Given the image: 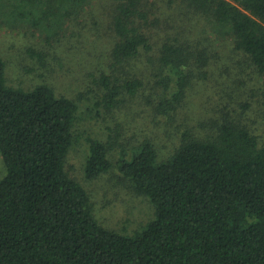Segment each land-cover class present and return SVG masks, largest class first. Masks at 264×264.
<instances>
[{
    "label": "trees",
    "instance_id": "1",
    "mask_svg": "<svg viewBox=\"0 0 264 264\" xmlns=\"http://www.w3.org/2000/svg\"><path fill=\"white\" fill-rule=\"evenodd\" d=\"M155 1L166 10L161 18ZM0 14L48 33L32 51L41 78L29 83L9 82L0 49V264H264V136L256 130L264 121V0H0ZM86 19L94 40L84 68L73 56L81 82L75 95L59 93L51 79L62 59L51 34ZM202 24L219 33V45L202 40ZM246 74L262 84L260 94L245 92ZM213 80L221 106L209 118L214 133L202 138L189 97ZM144 92L167 123L151 124L156 138L178 137L167 155L155 138L137 135L145 122L129 112L116 118ZM96 104L110 124L91 127L98 133L85 176L116 171L149 199L154 218L132 234L106 227L66 168L76 128Z\"/></svg>",
    "mask_w": 264,
    "mask_h": 264
},
{
    "label": "rangeland",
    "instance_id": "2",
    "mask_svg": "<svg viewBox=\"0 0 264 264\" xmlns=\"http://www.w3.org/2000/svg\"><path fill=\"white\" fill-rule=\"evenodd\" d=\"M156 5V15L161 18L163 14L160 13L159 9L164 8L159 2H157ZM165 14L168 15L167 12ZM101 19L98 20L100 25L103 22ZM89 22L90 19L83 20L80 24H77L76 28L71 26V24L68 26V23L67 26L57 29L51 34V39L53 38V40H51L52 44L51 46H47H49L53 52H56L62 59L61 68H58L51 79L52 85L59 93L75 95L76 92L73 91L77 89L76 85L81 82L83 74L80 71L82 68L80 67L79 69L76 66L75 63L78 62L74 60L73 56L78 57L79 64L83 67L82 58L85 59L84 53L90 50V46L94 40L91 32L93 23ZM42 24H44V22H42ZM183 24L191 27V24L194 25V22L186 21ZM200 26L199 28H204L200 34L205 35L202 40L206 41L208 37L210 39L214 37L213 40L216 46L221 43L222 40L216 30L210 27L205 28L203 24ZM46 29L47 28H44L43 25L35 28L32 25L24 24L17 20L8 22L3 20L0 14V49L7 63L9 82L13 84L19 83V76L25 84L29 83L27 82L28 80H32L30 79L31 76L33 79L41 78L40 73H38L40 69L38 65L40 60L38 57L34 56L35 53L33 55L32 51H38L43 48L42 44L45 42L46 35H48ZM74 29L77 31L80 29V33H76ZM81 34L82 38L80 37ZM164 75L165 73H162L161 80H164ZM250 77L249 74H246L244 78H242L243 84L246 86L245 92L247 89L248 91L252 90L259 93L257 90L262 84H260L259 81H250ZM208 83L209 84L202 94L197 92L199 89H195L196 91L189 97L193 101V106L191 105L192 108L189 109L191 112L190 114L194 117L192 118L193 122L201 121L204 126V128H195L196 131L194 134L200 135L199 137L202 138H208L211 136L210 134L214 133L212 127L213 122H211L209 118H211V116L216 117L219 112L218 107L221 106L218 103L220 95L217 92L219 89L216 87V80ZM154 89L152 92H156L157 90L162 91L164 86H156ZM140 91H144V89L141 88ZM130 99L131 97H128V99L125 100L126 102L122 106L120 105L118 111L116 110V118L118 116L119 120L126 112H129L136 120V124H138L137 122H139V124L145 122L146 124L138 125L142 132L136 131L137 135L142 136L144 140H148L150 137L155 138L159 142L160 148L166 152L165 154H169L175 148L174 146L178 142L176 138L178 137L177 135H161L165 133L163 132L156 138L155 134L157 133L151 130V124H160L164 129L167 127L164 116L158 115V106L156 107L154 105L153 107L151 97L149 95L147 96L145 92L135 100L134 98H132V100ZM248 101H246L245 98H241L237 104L242 105V108L246 109L249 107L252 110V105H250ZM87 114L84 115L86 120L81 123L83 125H79L76 128L77 141L69 155L66 165L67 171L73 179L87 188L94 209L96 213H98L101 222L106 227L123 233H135L141 230L144 225L154 218L153 206L145 195L136 192L132 187L122 183L116 171H111L109 174L97 179H87L84 172V157H86L89 151V140L96 136L98 131L105 129L110 124L109 116H106L108 115V111L106 109L103 110V107H99L97 104L93 106V112L90 115L89 113ZM259 115L260 114H258V116ZM152 119L155 120L152 121ZM100 124L102 127L98 131L92 133L91 127L94 130L95 127L99 128ZM189 125L192 127L193 124L191 121H189ZM143 128L145 131H143ZM171 130L172 128L168 127L166 133H169ZM256 130L257 134L264 136V121L256 127ZM192 132H194V130H192ZM115 136L116 134L114 131V137ZM132 139L133 136L128 138L127 143L131 141L135 142V139ZM109 145H111L110 147H117L119 142L116 144L115 138L109 139ZM4 174L5 168L0 154V180L3 179L5 176Z\"/></svg>",
    "mask_w": 264,
    "mask_h": 264
}]
</instances>
